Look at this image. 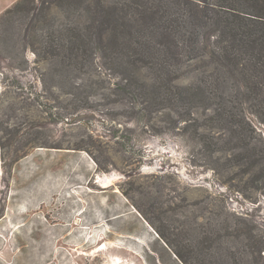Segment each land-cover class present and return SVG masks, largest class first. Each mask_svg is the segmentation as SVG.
I'll return each mask as SVG.
<instances>
[{
	"label": "rangeland",
	"instance_id": "374dc122",
	"mask_svg": "<svg viewBox=\"0 0 264 264\" xmlns=\"http://www.w3.org/2000/svg\"><path fill=\"white\" fill-rule=\"evenodd\" d=\"M218 1L1 7L0 264H264V48Z\"/></svg>",
	"mask_w": 264,
	"mask_h": 264
},
{
	"label": "trees",
	"instance_id": "16d2710c",
	"mask_svg": "<svg viewBox=\"0 0 264 264\" xmlns=\"http://www.w3.org/2000/svg\"><path fill=\"white\" fill-rule=\"evenodd\" d=\"M241 1L219 0L215 5L218 12L222 13L223 33L233 40L240 39L248 47L264 48V0H243L250 13L237 10L235 6H239ZM253 10L260 12L253 13Z\"/></svg>",
	"mask_w": 264,
	"mask_h": 264
},
{
	"label": "crops",
	"instance_id": "0c3cea01",
	"mask_svg": "<svg viewBox=\"0 0 264 264\" xmlns=\"http://www.w3.org/2000/svg\"><path fill=\"white\" fill-rule=\"evenodd\" d=\"M17 2L18 0H0V14L2 13L1 7H12L17 4Z\"/></svg>",
	"mask_w": 264,
	"mask_h": 264
},
{
	"label": "bare ground",
	"instance_id": "6f19581e",
	"mask_svg": "<svg viewBox=\"0 0 264 264\" xmlns=\"http://www.w3.org/2000/svg\"><path fill=\"white\" fill-rule=\"evenodd\" d=\"M115 178H116L115 175H111V176L106 177L105 184H110L112 181L115 180ZM113 264H115V263L113 262Z\"/></svg>",
	"mask_w": 264,
	"mask_h": 264
}]
</instances>
